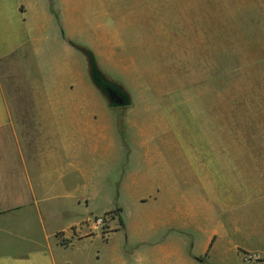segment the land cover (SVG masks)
Segmentation results:
<instances>
[{
    "label": "crops",
    "instance_id": "crops-1",
    "mask_svg": "<svg viewBox=\"0 0 264 264\" xmlns=\"http://www.w3.org/2000/svg\"><path fill=\"white\" fill-rule=\"evenodd\" d=\"M100 11L109 15L104 58L123 63L132 35L143 38L151 68L154 37L189 59L188 42L167 43L170 32L153 27V0L123 12L107 0ZM93 30L91 0H0V264H243L245 253L264 255V190L237 181L239 163L223 159L215 136L174 134L164 115L153 120V71L142 59L132 56L128 72L146 95L142 114L132 99L128 119L112 115L71 45ZM15 56L31 67V110L21 119L1 78ZM127 159L130 176L114 186L137 211L118 208L105 230L89 224L109 214L97 206Z\"/></svg>",
    "mask_w": 264,
    "mask_h": 264
},
{
    "label": "rangeland",
    "instance_id": "rangeland-1",
    "mask_svg": "<svg viewBox=\"0 0 264 264\" xmlns=\"http://www.w3.org/2000/svg\"><path fill=\"white\" fill-rule=\"evenodd\" d=\"M91 1L94 30L78 31L74 43L95 54L101 73L123 87L130 95L131 104L134 99L135 112L143 109L141 101L146 95L136 92L135 77L128 73L132 56L139 61L142 59L143 67L148 66L153 71V120L164 115L174 134L215 136L223 159L233 155L239 163L237 181L254 184L255 191L258 187L264 190V0H153V27H159L158 33L162 35L170 32L167 43L179 41L186 45L188 42L190 51L189 59H182L172 54V48L156 46L158 42L154 37L153 68L146 59L148 49L142 37L134 39L130 35L135 43L127 47L129 50L120 65L102 56L99 32L102 24L108 27L109 15L100 9L101 3L107 0ZM109 1L111 11L123 12L127 3L144 4L150 0ZM162 25L173 27V31H163ZM178 30L179 36H171ZM74 48L80 63L88 65L87 56ZM47 66L44 63L43 70L48 69ZM30 68L21 56H15L2 69L3 85L14 99V115L18 119L30 115ZM139 83L147 85L146 78H140ZM133 108L111 107L110 113L121 122L131 116ZM134 132L126 129V133ZM127 161L124 174H110L109 189H105L109 199L98 208H107L109 213L124 208L126 215L137 211L128 197L125 204L120 201L114 186L117 178L128 180L130 159Z\"/></svg>",
    "mask_w": 264,
    "mask_h": 264
},
{
    "label": "water",
    "instance_id": "water-1",
    "mask_svg": "<svg viewBox=\"0 0 264 264\" xmlns=\"http://www.w3.org/2000/svg\"><path fill=\"white\" fill-rule=\"evenodd\" d=\"M101 74L97 71H93L92 79L94 84L101 90V92L106 96L109 103L115 105L116 107L127 106L129 101L127 94L124 90L115 86L106 78H101Z\"/></svg>",
    "mask_w": 264,
    "mask_h": 264
},
{
    "label": "built area",
    "instance_id": "built-area-1",
    "mask_svg": "<svg viewBox=\"0 0 264 264\" xmlns=\"http://www.w3.org/2000/svg\"><path fill=\"white\" fill-rule=\"evenodd\" d=\"M111 220V215H104L93 218L89 224H92L97 228L105 230L107 229ZM243 264H264V255H260L257 253H245L243 255Z\"/></svg>",
    "mask_w": 264,
    "mask_h": 264
},
{
    "label": "trees",
    "instance_id": "trees-1",
    "mask_svg": "<svg viewBox=\"0 0 264 264\" xmlns=\"http://www.w3.org/2000/svg\"><path fill=\"white\" fill-rule=\"evenodd\" d=\"M71 45H73L74 47H76L77 49H79L80 51H82V52L87 56V58H88V60H89L91 76H92V74H93V71L95 70V71H97V72H99V73L101 74L100 77H102V78H106V77L101 73V71L99 70L98 65H97V61H96L95 54H94L91 50L86 49V48H84V47H81V46H79V45H76V44H74V43H71ZM106 79H107V78H106ZM110 82L113 83L115 86H118L120 89L124 90L123 87H122L120 84L115 83V82H112V81H110ZM124 91H125V90H124ZM125 92H126V91H125ZM126 94H127L128 101H129V103H128L127 106H129V105L131 104V98H130V95H129L127 92H126ZM110 106H111V107H116L115 105H112V104H110ZM116 212H119V210H117ZM116 212H114V213H116ZM111 214H113V213H109V214H107V215H111Z\"/></svg>",
    "mask_w": 264,
    "mask_h": 264
},
{
    "label": "flooded vegetation",
    "instance_id": "flooded-vegetation-1",
    "mask_svg": "<svg viewBox=\"0 0 264 264\" xmlns=\"http://www.w3.org/2000/svg\"><path fill=\"white\" fill-rule=\"evenodd\" d=\"M102 78V77H101Z\"/></svg>",
    "mask_w": 264,
    "mask_h": 264
}]
</instances>
